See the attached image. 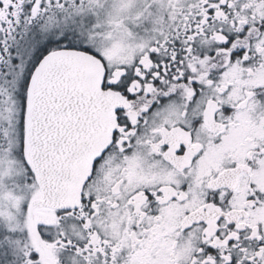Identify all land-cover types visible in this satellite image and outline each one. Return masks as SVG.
Masks as SVG:
<instances>
[{
	"label": "snow or ice",
	"instance_id": "6c2138e0",
	"mask_svg": "<svg viewBox=\"0 0 264 264\" xmlns=\"http://www.w3.org/2000/svg\"><path fill=\"white\" fill-rule=\"evenodd\" d=\"M0 264H264V0H0Z\"/></svg>",
	"mask_w": 264,
	"mask_h": 264
}]
</instances>
